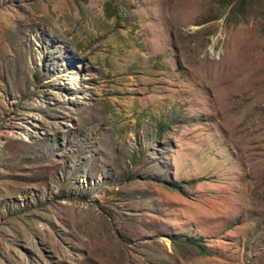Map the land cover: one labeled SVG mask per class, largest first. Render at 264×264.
Returning a JSON list of instances; mask_svg holds the SVG:
<instances>
[{"label":"rangeland","instance_id":"1","mask_svg":"<svg viewBox=\"0 0 264 264\" xmlns=\"http://www.w3.org/2000/svg\"><path fill=\"white\" fill-rule=\"evenodd\" d=\"M244 2L0 0V264H264Z\"/></svg>","mask_w":264,"mask_h":264},{"label":"trees","instance_id":"2","mask_svg":"<svg viewBox=\"0 0 264 264\" xmlns=\"http://www.w3.org/2000/svg\"><path fill=\"white\" fill-rule=\"evenodd\" d=\"M223 1L224 0H221V3ZM244 1L245 0H237V3L234 5V9L231 10V13L236 12V11H240V5H242L243 3H245ZM110 8H112V6H110V3L106 4L105 10H106V13L107 14H109ZM235 9H237V10H235ZM213 16H210L209 18H212ZM227 18L228 19H232L234 22H237L238 21V17H236V16H233L232 17V15L230 13L228 14ZM205 21H207V20H205ZM99 113L101 114L100 118H103V116H102L103 110L102 109H100V112ZM82 120L83 119L81 117H79L78 118V124H82ZM160 124L161 123H160V120H159L158 121V126ZM157 134L160 135L161 134V131L160 130H157ZM120 177H121L120 178V181L122 179L125 180V181H127V180H130V178H131L130 176H128V174H124V173H122ZM186 242H188L191 245H194L198 249L199 253H202V254H206L207 253L206 250L205 251L203 250V247L201 246V244H199V243L196 242V240H192V241L191 240H187Z\"/></svg>","mask_w":264,"mask_h":264},{"label":"clouds","instance_id":"3","mask_svg":"<svg viewBox=\"0 0 264 264\" xmlns=\"http://www.w3.org/2000/svg\"><path fill=\"white\" fill-rule=\"evenodd\" d=\"M155 37L158 38L157 32H155ZM165 41L166 40H164V39H160V40H158L156 42H152L151 43V47L161 48L160 55L158 54V56H160V57H163L162 51L164 50V43H165ZM137 46H138V50H139V43L138 42H137ZM158 63H159V65H161V67L163 69L165 68L162 62H158Z\"/></svg>","mask_w":264,"mask_h":264}]
</instances>
